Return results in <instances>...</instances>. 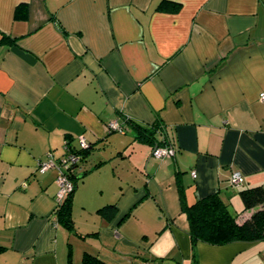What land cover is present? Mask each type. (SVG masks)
I'll return each instance as SVG.
<instances>
[{
    "label": "crops",
    "instance_id": "0c3cea01",
    "mask_svg": "<svg viewBox=\"0 0 264 264\" xmlns=\"http://www.w3.org/2000/svg\"><path fill=\"white\" fill-rule=\"evenodd\" d=\"M260 93L264 0H0V264H264V240L197 241L193 256L180 199L218 194L250 216L239 191L264 189ZM80 138L72 230L58 170L38 169ZM164 140L174 152L153 157Z\"/></svg>",
    "mask_w": 264,
    "mask_h": 264
},
{
    "label": "trees",
    "instance_id": "16d2710c",
    "mask_svg": "<svg viewBox=\"0 0 264 264\" xmlns=\"http://www.w3.org/2000/svg\"><path fill=\"white\" fill-rule=\"evenodd\" d=\"M26 4H18L15 8V17L24 18L26 16ZM22 14H21V13ZM153 129V128H152ZM150 128L140 127L138 132L140 135L149 138L151 134ZM170 141L164 140L159 145H168ZM66 156L70 153L76 155L79 161L72 168L67 169V174L72 182L74 190V172L73 169L80 164L90 150L65 145ZM62 156V157H63ZM62 157L56 158L60 160ZM67 197L58 204L56 209L57 218L65 227L73 230L72 220L70 217L71 196L72 191ZM182 188L179 189L181 192ZM182 193V192H181ZM239 196L245 210L254 209L242 223L236 221L237 215L230 211L228 206L223 203L218 194L207 195L188 205L185 203L181 194V209L185 212L188 220V234L194 256V244L197 241H203L209 244L221 245L230 242H252L264 240V189L261 186L242 188ZM98 212L105 216H110L115 212V205L108 204L98 209ZM4 248L0 246V252ZM81 264H103L96 256L89 253L82 255Z\"/></svg>",
    "mask_w": 264,
    "mask_h": 264
},
{
    "label": "built area",
    "instance_id": "2783aa9c",
    "mask_svg": "<svg viewBox=\"0 0 264 264\" xmlns=\"http://www.w3.org/2000/svg\"><path fill=\"white\" fill-rule=\"evenodd\" d=\"M259 99L264 101V93L259 94ZM108 128L110 130L122 131L121 126L118 122L114 121L109 123ZM79 147L88 148L89 144L85 141V139H79ZM174 146L170 143L168 145H155L152 148L151 154L155 158H163L171 155L174 152ZM79 161V158L70 153L66 156H63L60 160H56L51 152H49L46 156V159L39 164V172H44L49 168H56L58 170V176L56 178L58 190L55 195V206L58 207V204L62 202L67 195L71 192L72 182L67 174V169L72 168L75 163ZM192 175L195 176V172L192 171ZM243 178L239 172H235L232 175L231 183L235 185L241 184Z\"/></svg>",
    "mask_w": 264,
    "mask_h": 264
}]
</instances>
